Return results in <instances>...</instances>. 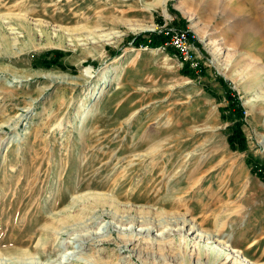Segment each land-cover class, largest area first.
Listing matches in <instances>:
<instances>
[{
	"label": "rangeland",
	"instance_id": "rangeland-1",
	"mask_svg": "<svg viewBox=\"0 0 264 264\" xmlns=\"http://www.w3.org/2000/svg\"><path fill=\"white\" fill-rule=\"evenodd\" d=\"M181 1L0 0V264H231L177 228L186 213L264 264V182L245 163L264 161V0ZM163 28L191 34L204 75L129 42ZM56 51L65 70L31 66ZM215 75L244 110L243 152Z\"/></svg>",
	"mask_w": 264,
	"mask_h": 264
},
{
	"label": "trees",
	"instance_id": "trees-1",
	"mask_svg": "<svg viewBox=\"0 0 264 264\" xmlns=\"http://www.w3.org/2000/svg\"><path fill=\"white\" fill-rule=\"evenodd\" d=\"M170 13H173V10L168 9ZM180 22L184 25V22L180 20ZM188 42L194 44L195 40L191 38V34L187 32ZM129 42L134 47H146L149 49L163 48L165 52L171 56H178V59L181 63V68L179 73L187 77L189 79L196 78V72L198 75H204L205 68L201 65V63L196 62L194 68L191 67L190 60H183L181 55L171 47L169 42V37L165 34V30H160L156 32L146 33L144 35H139L135 37H130ZM110 56L116 57L120 54L119 50H107ZM54 54V56H52ZM62 54L61 52H46L40 56L39 59L32 61L31 66L34 68H42V69H50L57 68L61 70H65L60 62ZM94 65V64H93ZM73 71V68L70 69ZM215 81L220 85L222 89H224L223 95L219 98L223 99L227 102L226 106L223 108L227 111H232L233 116L235 118L234 122L231 126L228 127L231 132L226 136V142L228 147L231 150H239L243 152L247 149L246 139L241 130V125L243 124L244 110L240 105V100L238 96L227 88V82L223 80L222 77L215 75ZM204 90L208 92L210 95H213V92L209 90L207 86H204ZM215 97V96H214ZM221 109V111H223ZM246 164L250 166V171L252 174L256 175L262 182H264V161L259 158H255V165L252 166L247 160H245Z\"/></svg>",
	"mask_w": 264,
	"mask_h": 264
},
{
	"label": "bare ground",
	"instance_id": "bare-ground-1",
	"mask_svg": "<svg viewBox=\"0 0 264 264\" xmlns=\"http://www.w3.org/2000/svg\"><path fill=\"white\" fill-rule=\"evenodd\" d=\"M140 2H141V4H142V7H143V10L144 11H142V13H145V11L146 10H151V9H153V8H156V7H161V6H163L164 4H165V2L167 1V0H151V1H145V0H139ZM184 2L185 1H181L180 3H179V5H178V8H180V7H182V5H180V4H184ZM130 30L131 31H138V32H142V31H150L151 30V27L150 26H146V25H139V24H137L136 26H132V27H130ZM112 33H116V32H114V31H112V32H110V33H108V34H105L106 35V38H109V36H110V34H112ZM91 71H92V69L90 68V67H85L82 71H81V76L82 77H84V78H87V77H91L93 74H91ZM101 72H102V70H101ZM98 73L100 74V71H98ZM102 74V73H101ZM50 78H59V79H66V78H68V79H71V80H75V79H77V77H73V76H69V77H67V76H65L64 74H61V75H48ZM102 76V75H101ZM117 88V87H116ZM263 110V109H262ZM260 136V135H259ZM262 138V139H261ZM257 141H259V143H261V145L263 144V146H264V136H260L259 138H258V140ZM145 144V141H138V142H136V144H135V148H139V147H142L143 145ZM73 197V196H72ZM78 197V196H77ZM82 197V196H81ZM87 197V196H86ZM85 197V198H86ZM84 198V197H83ZM88 198L90 199V200H93L94 202L95 201H97L98 203H99V201H98V199H100V198H102V196H101V194H96V193H91V194H89L88 195ZM81 199V198H80ZM103 199V198H102ZM105 199V198H104ZM71 200H73V199H71ZM86 200V199H85ZM88 200V199H87ZM86 200V201H87ZM109 200V199H108ZM78 202L79 200H76L75 199V201H73V202ZM81 202H82V200H81ZM88 202V201H87ZM92 202V201H91ZM93 202V203H94ZM103 202V201H102ZM118 202V201H117ZM93 203H91L92 205H93ZM96 203V202H95ZM97 203V204H98ZM73 204V203H72ZM82 204V203H81ZM84 204V203H83ZM96 204V205H97ZM101 204V203H100ZM103 204H105V202L103 203ZM102 204V205H103ZM106 204H107V202H106ZM112 204V203H111ZM90 205V204H89ZM101 205V206H102ZM107 205H109V204H107ZM95 206V205H94ZM99 206V205H98ZM113 205H111V207H112ZM130 206V205H129ZM71 207H72V205H71ZM119 207V206H118ZM90 209V208H89ZM97 209V208H96ZM71 210V209H70ZM139 210V209H138ZM93 211V210H92ZM63 212V211H62ZM80 212V211H79ZM57 213H59V212H57ZM141 214V213H140ZM169 215H170V213H169ZM166 216H168V215H166ZM165 216V217H166ZM190 215L189 214H183V215H180V216H176L175 217V222L177 223V228L178 229H180V230H183V232H187V234H189V235H194V238H199V239H201L202 241L203 240H206L208 243H211L212 244V246H211V248H213V249H216L215 251L217 252V255L214 257L215 258V262L217 261V263H219L218 262V259H220V258H222V257H224L223 259L226 261V262H231V264H245L244 262V260H241V256H242V254H243V251H239V250H236V249H225V248H223V247H221V244H223V246H227V245H224V242L221 240V238L223 239V238H225L226 236L224 235V233L223 232H220V223H217L216 224V226H215V228L210 232V231H204V230H202L201 229V225H200V223H198V221H197V219H194V217H189ZM173 218V217H172ZM55 219V218H54ZM67 220V219H66ZM65 220V221H66ZM174 222V223H175ZM61 223H64V222H61ZM223 227V226H222ZM45 228V227H44ZM60 231V230H59ZM60 233V232H59ZM45 234V233H44ZM55 234V233H54ZM183 236H184V233H183ZM44 237V236H43ZM186 237V236H185ZM190 237V236H189ZM188 238V237H187ZM96 239H97V236H96ZM190 240V239H189ZM262 241H264V237H262L259 241H258V243H261ZM100 242V241H99ZM127 242H129L128 240H127ZM136 242V241H135ZM95 243V242H94ZM122 243V242H121ZM124 243H126V242H124ZM214 243H216V244H220L219 246H218V248H216V245L214 246L213 244ZM133 244V243H132ZM123 245V244H122ZM48 246V245H47ZM126 246V245H125ZM250 246H252V245H249V247ZM227 247H229V246H227ZM43 251V250H42ZM23 253V252H22ZM35 253V252H34ZM19 254H21V253H19ZM2 257V256H1ZM28 257V256H27ZM37 257V256H36ZM23 258V257H22ZM24 260V259H23ZM33 262V261H32ZM40 264V263H39ZM90 264V263H89ZM178 264V263H177ZM219 264H225L224 262L222 263H219Z\"/></svg>",
	"mask_w": 264,
	"mask_h": 264
},
{
	"label": "built area",
	"instance_id": "built-area-1",
	"mask_svg": "<svg viewBox=\"0 0 264 264\" xmlns=\"http://www.w3.org/2000/svg\"><path fill=\"white\" fill-rule=\"evenodd\" d=\"M165 34L169 37L168 44L173 47L181 55L183 60H188L190 58L189 51L190 45L187 39V32L182 29H170L163 28ZM160 31V30H159Z\"/></svg>",
	"mask_w": 264,
	"mask_h": 264
}]
</instances>
